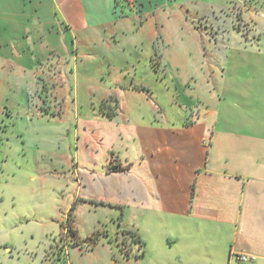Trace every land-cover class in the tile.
<instances>
[{"label": "crops", "instance_id": "obj_1", "mask_svg": "<svg viewBox=\"0 0 264 264\" xmlns=\"http://www.w3.org/2000/svg\"><path fill=\"white\" fill-rule=\"evenodd\" d=\"M116 1L0 0V108L9 109L12 118L40 120L44 105L32 94L39 96L41 80L51 86L47 93L56 100L75 93L69 84L66 94H60L66 83L56 77L71 72L67 65L76 59L79 39L95 38L105 45L111 37L117 39L118 28L126 33L129 18L141 21L140 26L134 23L135 31L144 25V18H158L156 24L163 29L159 49L166 65L161 77L178 83L176 116L162 115L160 106L153 117L117 109L110 118L115 101L109 93L101 96L97 107L91 103L88 111L74 97L75 122L104 124L103 143L113 148L117 155L113 160L128 168L120 172L106 165L84 172L79 181L87 195L81 201L120 208L123 215L127 210L119 248L123 257L135 258L131 264H244L237 259L242 255L256 258L247 264H264V102H256L252 116L232 114L226 105V114L217 117L220 102L210 66L200 59L202 65L190 69L170 51L171 38L164 29L180 28L184 17L180 18L178 5L173 0H126L121 3L126 17L117 18ZM211 9L215 11L214 6ZM206 14H201L202 20L209 18ZM239 19L243 20V12ZM238 37L251 41L242 32ZM153 38L151 64L157 46ZM201 52L196 50V56L204 57ZM104 75L105 71L100 74L102 81ZM116 88L130 91L119 84ZM94 234L102 243L97 246L105 248L110 231L98 228ZM133 235L140 243L129 240ZM67 246L63 247L66 258L55 251L51 264H70ZM6 252L11 253V248L6 247ZM106 257L110 264H118L115 252Z\"/></svg>", "mask_w": 264, "mask_h": 264}, {"label": "rangeland", "instance_id": "obj_2", "mask_svg": "<svg viewBox=\"0 0 264 264\" xmlns=\"http://www.w3.org/2000/svg\"><path fill=\"white\" fill-rule=\"evenodd\" d=\"M173 1L184 20L179 29L168 25L164 33L171 38L170 51L176 61L193 70L202 65V59L210 66L211 83L220 102L217 117L223 118L226 105L232 114L252 116L256 102H264V0ZM203 12H207L208 19H201ZM242 12L243 20L239 19ZM155 19L159 20L154 16L144 18V25L135 31L134 23L140 26L141 21L129 18L126 33L118 28L117 39L111 37L105 45L95 38L79 39L76 59L67 65L71 72L56 77L57 82L66 83L60 94H66L69 84L75 93L70 90L71 95L56 100L47 93L51 86L41 80L39 96L32 94L44 105L40 120L12 118L9 109L0 108V264H51L54 252L67 244L70 264H110L107 257L104 263V256L114 252L118 264L135 261L123 257L119 248L127 228V222L122 221L127 210L123 215L120 208L81 201L87 192L81 188L80 177L86 171L110 166L117 155L103 143L101 136L107 134L104 124L94 121L82 126L75 122L73 100L76 97L88 111L91 103L97 107L107 92L123 113L153 117L161 106L162 115L176 116L178 83L166 82L150 62L153 37L157 40L159 34L163 36ZM240 32L251 41L238 37ZM196 50H202L205 56L197 57ZM104 71L102 81L100 74ZM90 83L93 88H89ZM118 84L128 86L130 91L117 90ZM117 143L125 146L123 141ZM98 228L110 231L105 248L97 246L100 241L94 232ZM136 250L139 252L138 246ZM63 254L66 258L67 251Z\"/></svg>", "mask_w": 264, "mask_h": 264}, {"label": "trees", "instance_id": "obj_3", "mask_svg": "<svg viewBox=\"0 0 264 264\" xmlns=\"http://www.w3.org/2000/svg\"><path fill=\"white\" fill-rule=\"evenodd\" d=\"M122 2L125 4L127 3L126 0H119V1H116V4H115V14H116L117 18L126 17V13L124 11L125 4L122 5L121 4ZM160 44H163V36L161 34H159V36L157 38V46L155 48V52H154V55L152 57V66L155 69V71L161 76L165 72L166 65L163 61V52H162V50L159 49ZM136 89L140 90V88H136ZM114 101L116 102V100H114ZM117 109H118V105L116 102V106L114 108H112L111 110H109L108 116L110 118H112ZM111 168L115 171H120V172L127 171V169H128L127 167H123L116 160H113V158L111 160ZM68 230L70 232L71 228H69ZM132 238L137 239L136 236H134V235L132 236ZM136 243H140V241L137 239ZM63 253H64V248L60 249V252L58 254H59V256H61V255H63Z\"/></svg>", "mask_w": 264, "mask_h": 264}, {"label": "built area", "instance_id": "obj_4", "mask_svg": "<svg viewBox=\"0 0 264 264\" xmlns=\"http://www.w3.org/2000/svg\"><path fill=\"white\" fill-rule=\"evenodd\" d=\"M237 259H238L239 262L244 263V264H247V263H250V262H254L256 260L255 257L246 256V255H242V256L238 257Z\"/></svg>", "mask_w": 264, "mask_h": 264}]
</instances>
